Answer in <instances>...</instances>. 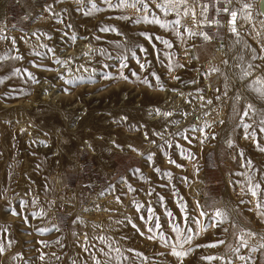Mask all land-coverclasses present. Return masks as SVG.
Returning <instances> with one entry per match:
<instances>
[{
    "label": "rangeland",
    "instance_id": "rangeland-1",
    "mask_svg": "<svg viewBox=\"0 0 264 264\" xmlns=\"http://www.w3.org/2000/svg\"><path fill=\"white\" fill-rule=\"evenodd\" d=\"M91 2L105 10L84 15ZM205 2L208 21L220 24H200L189 14L180 17L176 35L136 23L144 13L110 10L102 0H0V264H93V257L101 264H179L158 237L148 239L152 233L141 220L151 207L160 231L174 240L165 209L183 225L178 202L190 215H198L199 202L209 215L220 209L228 216L220 228L193 241L183 264H209L201 257L210 255L242 264L227 247L236 245L242 231L256 233L248 240L258 245L264 217L242 185L251 177L264 187V152L257 147L264 146V98L248 87L264 77V30L253 28L264 27V0L228 5L238 13L239 38L226 33L228 14L216 11L225 0ZM245 4L251 5L246 14ZM149 7L150 15L164 21L177 19L150 0ZM122 15L129 19H118ZM201 20L197 7L196 21ZM104 27L117 31L103 32ZM186 29L204 32L209 40ZM249 62L253 74L241 80L240 66ZM121 71L127 80L105 78ZM249 104L255 112L242 119ZM243 124L251 126L247 132ZM188 153L194 159L184 158ZM134 202L143 205L139 212ZM202 223H210L207 216ZM221 238L225 245L196 247ZM107 245L127 259L108 261ZM240 254L248 255V249ZM251 264H264V250L252 254Z\"/></svg>",
    "mask_w": 264,
    "mask_h": 264
},
{
    "label": "snow or ice",
    "instance_id": "snow-or-ice-1",
    "mask_svg": "<svg viewBox=\"0 0 264 264\" xmlns=\"http://www.w3.org/2000/svg\"><path fill=\"white\" fill-rule=\"evenodd\" d=\"M78 4H83L84 0H76ZM232 0H225V7L217 8L216 11L217 13L223 12L228 14L230 19L227 21L230 31L233 35L237 36L239 38V32L236 27V22L238 19V13L235 10H231L228 5L231 4ZM102 3L107 5V8L110 10H125V9H134L137 12H142L144 13L141 16H138L135 20L136 23H146V24H156L160 28L168 30L171 29L173 32H175L176 35H180V32L178 31L179 27L181 26V16H188L189 14L192 15L193 19L195 22L203 24L207 23L209 26L212 24L219 25L220 21L219 20H212L208 21L207 13L209 11V3L205 2V0H150L151 4H154L156 9L159 10V12L163 13L165 16L175 14L177 19L172 21L171 23L162 20L159 16H157L155 13H150V7H149V0H102ZM199 7L200 9V15L203 17V20L201 21H196V8ZM251 7V5L245 4L243 6L242 11L246 14L247 10ZM105 9H102L97 6L95 2H91V7L88 10H84V15H92L94 13L104 11ZM247 18L250 19V16H247ZM118 19L121 20H128L129 17L126 15H122L118 17ZM103 32H116L117 29L114 27H104L101 29ZM189 34L192 36L200 35L203 37L205 41L209 40V36L205 34L204 32H191L190 30ZM259 35V33H258ZM146 39H151L148 36H145ZM75 39V37H73ZM157 39H160L157 37ZM165 47H171V45L168 43L167 40H162L161 41ZM239 42V39L237 40ZM49 51H52L49 49ZM261 51H264V45L261 47ZM39 55V53H37ZM15 59H20V57H14ZM256 56H253V59H256ZM260 59H264V56L259 57ZM242 60L243 57H240ZM56 63H62L61 61L57 60L55 61ZM224 63L227 65L228 61L225 60ZM39 67V65H37ZM126 64H121V68L126 67ZM254 65L252 63H248L246 67L243 65L240 66V79L241 80H246L249 77L252 76L253 72L252 70L254 69ZM141 70L144 69V65L140 64ZM169 70L171 71V65L169 66ZM218 68H211L210 72L216 73L218 72ZM18 74V72H17ZM29 78L31 77V74L28 73ZM135 75V73H133ZM106 79H123L127 80L128 77L123 74L121 71L119 76L117 77H109L107 74L105 75ZM34 79V78H32ZM157 86L161 88L162 90V85H159V78L157 77ZM66 83H73V81L69 80L66 81ZM143 83L147 84L148 81L144 80ZM249 88H251L254 92H256L260 97L264 98V77H256L249 85ZM203 100V97H201ZM240 98L237 97V100ZM207 103H211V101H207ZM255 109L253 108V105L249 104L247 105V110L243 112V117H248L250 113H254ZM159 114V112L157 113ZM165 117L171 115L170 113H164L163 114ZM259 124L261 125V131L264 132V117H262L259 120ZM245 132L248 131L249 127H251L248 124H243ZM195 130V129H194ZM203 132V129L200 130ZM251 138L253 140V143H255V132L251 133ZM249 137L246 136L245 139H248ZM204 139L206 140L207 137L205 136ZM201 143H204V140H201ZM229 146H231V142H229ZM179 147V145H177ZM259 151L264 152V146L257 145ZM135 150V149H133ZM183 155V153H182ZM184 158L187 159H194L191 153H188ZM147 159L151 162L152 161V156L149 155ZM169 163H175V161L169 159ZM248 165L251 166V161H248ZM177 167H181V165L177 164ZM155 171L157 173L160 172L159 168H156ZM165 175H170L169 173H165ZM129 191H134V189L129 186ZM242 191L245 195L250 194L254 199H256V204L255 208L257 210V214L261 217H264V187H262L260 182H254L251 177L246 178V184L242 185ZM148 195H151V192L148 193ZM161 202H163V198L161 197ZM35 203V201H33ZM135 204V202H134ZM136 210L139 212L140 209L143 207L141 204H135ZM177 207L180 209L181 217L183 219V225L180 223H177V217H175L171 212L167 211L165 209V215L168 216L169 219V228L171 229V232L174 234L175 239L173 240L171 237H166L163 232L160 231L161 225L159 222V217L154 216L153 214V209L151 207H148L147 211L149 213V216L147 219L145 217H141L142 222L145 223L147 227V231L152 233L151 236L148 237V239H156L157 237L160 239L162 246L164 247H170V255L175 257L179 264H183L184 259L191 254L192 251H194V248L191 247L192 243L194 240L198 239L200 235L204 232H207L209 228H220L222 224L227 222L228 216L226 212L216 209L214 212L209 215L206 211L201 210L203 208V205H201L199 202H197L196 205V210L198 212V215H190L189 214V209L184 203H179L177 204ZM13 215H16L17 213L13 212ZM43 215L41 212L35 213V216L39 217ZM208 217V220L210 223H202V220L204 217ZM154 221V224H153ZM131 223V221H129ZM152 225V226H150ZM192 225H195V228L192 227ZM133 227H136L133 225ZM139 231V229H137ZM223 232L227 233L228 229L227 228H222L221 229ZM4 231H7V229H4ZM41 234H43L45 231H51V229H39L38 230ZM257 236L256 233L251 232V231H242L237 237H236V245L233 246L231 244H228L227 247L231 251L232 256L235 257L236 260H239L242 262V264H251L252 260V254L256 253L258 251L264 250V236H261L259 238L260 242L258 243L257 246H250L249 245V240L248 238L255 239ZM101 242H103L104 238L100 237ZM58 243V241H57ZM227 242L225 239H217L215 242L212 243H206L204 245H196V247H205V248H217L221 245H225ZM87 244V236L85 237V245ZM188 245L189 247H185ZM109 247V253L105 254L107 255L108 261L112 260H117L119 261L120 259H127V257H122L120 255L121 250L117 247L115 249H112L110 245H107ZM241 249H248V255H243L241 253ZM85 251H88V248L85 246L84 247ZM4 247L3 245H0V255L4 254ZM131 251V250H130ZM115 252L117 255L113 256L111 253ZM135 255L140 256V253H135ZM40 259H44V255L41 254ZM59 259V257H57ZM201 259H204L211 264V261L213 260H219L220 264H234L233 259L231 258H226L225 256H207V257H201ZM73 264H76L75 261H73ZM93 264H101L100 261L96 260L95 257H93Z\"/></svg>",
    "mask_w": 264,
    "mask_h": 264
},
{
    "label": "bare ground",
    "instance_id": "bare-ground-1",
    "mask_svg": "<svg viewBox=\"0 0 264 264\" xmlns=\"http://www.w3.org/2000/svg\"><path fill=\"white\" fill-rule=\"evenodd\" d=\"M262 12H263V14H264V8H263V10H262ZM243 17V16H242ZM251 17V16H250ZM245 18V17H244ZM241 19V18H240ZM248 19V18H247ZM246 21V20H245ZM247 21H250L249 19L247 20ZM251 23V22H250ZM250 23H249V25H250ZM246 24V23H245ZM259 24V23H258ZM264 24V23H263ZM240 25V24H239ZM242 25V24H241ZM240 25V26H241ZM247 25V24H246ZM253 25V24H252ZM247 27V26H246ZM262 23H261V25L259 24V25H254V29L256 30V31H259V32H263L262 30H264V27H262ZM251 28V27H250ZM230 27H229V25H227V32L226 33H230ZM65 68H67V67H65ZM46 96V95H45ZM41 97V96H40ZM43 100H46L47 98H45V97H43L42 98ZM53 99V98H52ZM48 100V99H47ZM49 100H51V99H49ZM35 102V101H34ZM48 102V101H47ZM39 153H40V151H39ZM89 203V202H88Z\"/></svg>",
    "mask_w": 264,
    "mask_h": 264
},
{
    "label": "crops",
    "instance_id": "crops-1",
    "mask_svg": "<svg viewBox=\"0 0 264 264\" xmlns=\"http://www.w3.org/2000/svg\"><path fill=\"white\" fill-rule=\"evenodd\" d=\"M66 185V184H65ZM78 187V186H77Z\"/></svg>",
    "mask_w": 264,
    "mask_h": 264
}]
</instances>
